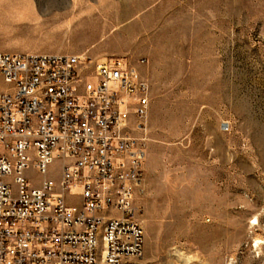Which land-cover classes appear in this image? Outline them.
<instances>
[{
  "label": "rangeland",
  "instance_id": "obj_1",
  "mask_svg": "<svg viewBox=\"0 0 264 264\" xmlns=\"http://www.w3.org/2000/svg\"><path fill=\"white\" fill-rule=\"evenodd\" d=\"M0 53L138 62L140 264H264V0H0Z\"/></svg>",
  "mask_w": 264,
  "mask_h": 264
},
{
  "label": "built area",
  "instance_id": "obj_2",
  "mask_svg": "<svg viewBox=\"0 0 264 264\" xmlns=\"http://www.w3.org/2000/svg\"><path fill=\"white\" fill-rule=\"evenodd\" d=\"M138 64L0 53V264H140L151 98Z\"/></svg>",
  "mask_w": 264,
  "mask_h": 264
},
{
  "label": "bare ground",
  "instance_id": "obj_3",
  "mask_svg": "<svg viewBox=\"0 0 264 264\" xmlns=\"http://www.w3.org/2000/svg\"><path fill=\"white\" fill-rule=\"evenodd\" d=\"M123 18V16H121ZM118 19V22H120ZM89 30L91 32V39L95 40L96 39V33L97 30L94 26L89 27ZM120 212H128V203H120ZM0 217H3V210H0ZM94 244H101V236H94Z\"/></svg>",
  "mask_w": 264,
  "mask_h": 264
},
{
  "label": "crops",
  "instance_id": "obj_4",
  "mask_svg": "<svg viewBox=\"0 0 264 264\" xmlns=\"http://www.w3.org/2000/svg\"><path fill=\"white\" fill-rule=\"evenodd\" d=\"M1 78V77H0ZM2 79V78H1ZM9 88V87H8Z\"/></svg>",
  "mask_w": 264,
  "mask_h": 264
}]
</instances>
